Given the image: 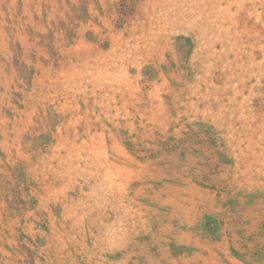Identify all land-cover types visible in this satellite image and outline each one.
<instances>
[{"label":"rangeland","instance_id":"obj_1","mask_svg":"<svg viewBox=\"0 0 264 264\" xmlns=\"http://www.w3.org/2000/svg\"><path fill=\"white\" fill-rule=\"evenodd\" d=\"M0 264H264V0H0Z\"/></svg>","mask_w":264,"mask_h":264},{"label":"bare ground","instance_id":"obj_2","mask_svg":"<svg viewBox=\"0 0 264 264\" xmlns=\"http://www.w3.org/2000/svg\"><path fill=\"white\" fill-rule=\"evenodd\" d=\"M225 35V34H224ZM261 64V63H260Z\"/></svg>","mask_w":264,"mask_h":264}]
</instances>
